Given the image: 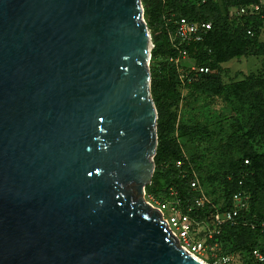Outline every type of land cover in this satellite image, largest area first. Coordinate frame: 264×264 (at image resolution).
<instances>
[{
  "label": "water",
  "instance_id": "obj_1",
  "mask_svg": "<svg viewBox=\"0 0 264 264\" xmlns=\"http://www.w3.org/2000/svg\"><path fill=\"white\" fill-rule=\"evenodd\" d=\"M152 47L140 0H0V264H202L144 200Z\"/></svg>",
  "mask_w": 264,
  "mask_h": 264
},
{
  "label": "rangeland",
  "instance_id": "obj_2",
  "mask_svg": "<svg viewBox=\"0 0 264 264\" xmlns=\"http://www.w3.org/2000/svg\"><path fill=\"white\" fill-rule=\"evenodd\" d=\"M140 2L153 47L162 38L163 7L205 16L213 25L210 44L217 67L216 77L181 83L173 64L175 56L168 48L161 45L154 55L151 50L150 94L157 113L153 175L158 173L162 182L156 185L159 190L145 188L144 200L161 209L157 210L163 220L180 209L177 191L168 187L171 174L166 168L189 161L199 186L194 192L222 209L228 205L227 192L232 187L228 172L251 176L255 187L264 183V0ZM252 5L259 6L252 15L238 13L240 7ZM250 28L251 34L247 32ZM244 158L249 160V174L240 168ZM203 228L196 226L192 236L200 245L206 244L198 258L206 264H264L250 255L256 245L264 253L263 238L227 230L216 245L209 246L214 240L202 234Z\"/></svg>",
  "mask_w": 264,
  "mask_h": 264
},
{
  "label": "trees",
  "instance_id": "obj_3",
  "mask_svg": "<svg viewBox=\"0 0 264 264\" xmlns=\"http://www.w3.org/2000/svg\"><path fill=\"white\" fill-rule=\"evenodd\" d=\"M253 14V13H252ZM252 14H243L241 16H249ZM187 17L189 19L195 20H208L205 16H197L192 13H185L181 11H176L174 9H170L167 7H163L160 13V20L162 26V35L161 41L156 42L153 49L152 55L156 54L161 45H165L168 50L174 55L177 56L178 50L175 48L169 38V33L173 30V19L176 17ZM247 30H251L247 29ZM213 32V25L211 30L209 31L206 38L198 43H193L191 45H182L180 48H186L189 53L190 58H192L196 64H205L209 65L211 68L215 69L214 73H206V74H197L196 76H187L186 79L181 80L179 77V70L177 66L174 64V68L178 70V79L181 83H187L192 81V79L203 78L204 76L216 77L217 75V67H216V59L215 53L211 49L210 38ZM253 33V31L251 30ZM243 51L237 52L238 55H241ZM181 66V65H180ZM184 71H187V67L183 68ZM247 160V162H246ZM248 158H244L241 161L240 168H244L247 174L250 173L251 168L248 165ZM166 170L171 174L170 187L171 189H175L177 191V195L181 201V208L179 209L181 213L188 214L193 227H196V223H200L204 228L202 229V234L206 233V225L204 221L208 223V217L214 214L216 211H222L230 207V199L233 193L238 191H244L249 195V210L244 212V217L248 219L250 222L255 223L262 218H264V183L260 185H256V187L252 183L251 176L243 175L242 172H239L238 175L235 172H228L226 178L228 181L232 182L231 189L228 190V205L223 207L222 209H216L211 205V203H205L203 206H196L194 204V198L198 195V193L190 186V180L193 175H195L193 171V166L189 161H183L181 164H169ZM162 180L159 178L158 173L154 174L151 178V182L146 185L145 188H148L150 191L159 190L156 185L160 184ZM167 187V188H168ZM227 230H237L244 231L248 234H251L252 237L263 238L264 239V231H262L258 227H250L248 225H223L222 230L219 235L215 237L217 240L221 238L223 233ZM255 248H259V250L263 253L261 246H253L250 248V255L252 257V250ZM264 254V253H263Z\"/></svg>",
  "mask_w": 264,
  "mask_h": 264
},
{
  "label": "built area",
  "instance_id": "obj_4",
  "mask_svg": "<svg viewBox=\"0 0 264 264\" xmlns=\"http://www.w3.org/2000/svg\"><path fill=\"white\" fill-rule=\"evenodd\" d=\"M259 9L258 5H252L250 7H240L238 13L243 14H252L253 12ZM212 28V23L209 20H195L189 19L187 17L181 16L173 19V30L169 33V38L172 45L177 48L178 54L174 58V63L179 70V77L181 80L187 78V76H196L197 74H206L214 73L215 69L211 68L209 65L205 64H196L195 61L190 58L189 53L186 48H180L182 45H191L193 43H198L203 41L208 35L209 31ZM251 34V30H247ZM187 60V64L182 65L181 61ZM181 65V66H180ZM180 67V68H179ZM184 67H187V71H184ZM247 162V160H246ZM190 186L194 190L197 189L198 181L196 176L193 175L190 180ZM249 195L244 191H238L232 194L230 199V207L222 211H216L214 214L208 217V223L204 221V224L209 226L205 229L209 239H213V244H217L216 235H219L223 225H248L250 227H258L264 231V218L255 221V223L250 222L244 217V212L249 210ZM206 202L203 200L202 195L198 194L194 198V204L196 206H203ZM164 208V206H161ZM159 211L161 209L157 208ZM167 226L169 227L170 233L176 238L179 245L185 249L187 252L191 253L194 256L200 255L205 245H200L198 241H195L192 233L195 229L193 227L191 219L188 214L181 213L179 209H174V212L170 217L164 219ZM200 225V223H196ZM253 259L258 262H264V254L255 248L252 250Z\"/></svg>",
  "mask_w": 264,
  "mask_h": 264
},
{
  "label": "bare ground",
  "instance_id": "obj_5",
  "mask_svg": "<svg viewBox=\"0 0 264 264\" xmlns=\"http://www.w3.org/2000/svg\"><path fill=\"white\" fill-rule=\"evenodd\" d=\"M194 258H195L198 262H200V263H202V264H206L204 261L198 259V258H199L198 256H194Z\"/></svg>",
  "mask_w": 264,
  "mask_h": 264
},
{
  "label": "flooded vegetation",
  "instance_id": "obj_6",
  "mask_svg": "<svg viewBox=\"0 0 264 264\" xmlns=\"http://www.w3.org/2000/svg\"><path fill=\"white\" fill-rule=\"evenodd\" d=\"M146 187V186H145ZM144 192H145V188H144Z\"/></svg>",
  "mask_w": 264,
  "mask_h": 264
}]
</instances>
